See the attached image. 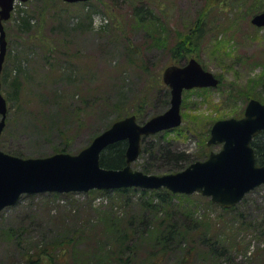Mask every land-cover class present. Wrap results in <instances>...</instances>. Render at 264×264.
I'll list each match as a JSON object with an SVG mask.
<instances>
[{
  "label": "rangeland",
  "instance_id": "obj_1",
  "mask_svg": "<svg viewBox=\"0 0 264 264\" xmlns=\"http://www.w3.org/2000/svg\"><path fill=\"white\" fill-rule=\"evenodd\" d=\"M133 1L92 0L85 8L65 5L68 12L57 13L54 24L43 19L41 31L55 38L57 47L40 43L31 46L26 43V33L18 30L15 21L18 11L20 14L32 11L40 0L15 3L10 19L5 21L7 51L1 71V90L6 98L7 114L0 135L2 151L23 158L46 157L63 147V152L75 154L107 128L105 125L114 121L117 107L128 104L143 91L148 78L137 65L127 61L126 38L139 48L141 58L152 72L161 74L166 65L182 64L194 56L221 78L215 88L183 93L181 110L187 117L178 130L147 136L145 143H157L158 150L163 147L162 152L151 155L141 151L131 164L135 169L143 171L144 165L151 164V173L176 171L171 159L164 155L166 150L171 155L184 152L193 156L201 150L203 133L198 132L203 130L201 126L206 120L240 117L247 103L243 101L246 94L264 103V28L250 23L251 16L264 9V0H227L220 10L214 7L207 10L208 27L198 52L186 55L179 62L170 52L171 46L181 33L194 27L208 0H156L162 12L159 4L148 3L152 11L150 21L156 24L150 29L134 24ZM91 9V17L86 16ZM166 88H160L156 98H150L144 106L146 118L167 108ZM219 147L211 146L209 151ZM88 192L22 194L16 203L3 208L0 264H25L26 249L41 239L48 241L76 229L80 230V239L69 252L66 264H119L118 247L114 239L111 242L113 233L105 229V224L112 222L107 213L133 217L136 230L133 238L138 241L136 245L129 244L131 250L124 248L125 254L135 252L136 259L144 258L152 249L155 234L144 231L151 214H141L134 204L139 193L131 197L133 203L128 206L118 194ZM189 198L193 220L208 216L216 224L221 216L224 219L216 224L221 227L224 220L227 222L233 216V212L208 202L209 198L200 193L190 194ZM173 201L187 204L180 198ZM236 206L241 217L260 224L255 223L253 230L239 232L241 243L227 252L232 257L231 263L226 260L227 256L214 261L200 254L196 264L264 262V255H258L256 260L251 255L264 245V224H261L264 223V184L249 191ZM172 260L170 256L168 261Z\"/></svg>",
  "mask_w": 264,
  "mask_h": 264
},
{
  "label": "water",
  "instance_id": "obj_2",
  "mask_svg": "<svg viewBox=\"0 0 264 264\" xmlns=\"http://www.w3.org/2000/svg\"><path fill=\"white\" fill-rule=\"evenodd\" d=\"M15 0H0V74L6 55L3 21L10 17ZM26 1V0H20ZM77 2L86 0H64ZM250 22L264 27V10ZM170 88V105L164 112L138 123L135 115L114 121L76 154L59 152L46 157L23 158L0 150V210L14 204L22 193L69 192L120 187L166 188L173 193L200 192L223 207L238 203L244 195L264 183V164L257 165L252 138L264 130V104L250 99L240 118L216 120L207 145L221 144L205 160L190 163L177 172L147 174L131 167L140 154L142 136L170 129L181 123L183 89L215 87L219 79L191 57L183 65H169L162 74ZM6 99L0 79V134L5 125ZM125 140V165L106 168L100 164L101 152L111 143Z\"/></svg>",
  "mask_w": 264,
  "mask_h": 264
},
{
  "label": "trees",
  "instance_id": "obj_3",
  "mask_svg": "<svg viewBox=\"0 0 264 264\" xmlns=\"http://www.w3.org/2000/svg\"><path fill=\"white\" fill-rule=\"evenodd\" d=\"M225 1L227 0H208L205 10L195 20L194 27H191L188 31L180 34L175 44L171 46L170 50L173 57L176 58L178 62L186 55L198 52L203 32H205L206 27H208V22L205 17L206 11L211 10L213 7L220 10V8L224 7ZM237 1L240 2V0ZM150 2H154L156 5L159 4L156 3V0L133 1L134 24H141L144 29H150L152 26H156V24L151 23L150 21L152 11L147 6L148 3L151 4ZM91 3L92 2H77L70 4L63 2L62 0H40V4L37 3V6H35L32 11L25 10L23 14H20L19 10L17 14L18 18L15 21L17 23L18 30L22 33H26L27 44H31V46H33V44L36 45L40 43V45L50 44V47H57V40L52 36H45V34L41 31L42 25L44 24L43 19H45L48 23L54 24L57 13L68 12L69 8L65 7V5H77L76 7L82 6L85 8V6H89ZM158 7L160 12H162V6L159 4ZM92 13V9L88 10V12H86V16L91 17ZM161 26H163L162 22ZM216 26H219V23H217ZM126 40L127 61L137 65L148 75V78L144 84L145 89L143 88V91L133 96V99H131L128 104L125 103L124 106H118V110L115 109L117 114L113 120L129 114H135L139 121H144L147 119V114H144V106L149 103L150 98H156L157 94L155 93L160 90V88H165L166 86L161 80L160 72H152L147 63H145L143 58H141L139 48L133 46L130 41L128 42L127 38ZM51 51L54 52V49H51ZM48 59L49 57L47 60ZM14 86L16 88L18 84L15 82ZM165 96L166 98L164 101L168 104L169 91L167 88ZM252 97L253 96L251 94H246L243 101L247 102ZM186 117L187 116L185 114V118ZM218 118L219 117L213 119L211 118L205 121V125L202 124L201 128L203 130L198 133H203L204 135L201 134V136H203L200 141L201 150L197 154H193V156H191L184 152H179L171 155L169 150L164 152V155L171 159L172 167L180 170L191 161L206 157L209 149L211 148L206 145V139L209 135L212 123ZM111 122H108L105 126H109ZM145 141L146 137H143L142 151H148L151 155H153L156 151L162 152V146L158 150L157 143L153 141L145 143ZM251 145L255 151L256 163L264 164V131L260 132L252 139ZM125 148L126 141L124 140L109 144L101 153V165L106 168L122 167L125 164ZM59 151H64V148L62 147ZM150 168L151 164H146L143 167V171L151 173ZM94 192H112L113 195L118 194L117 196L125 199L128 206L133 203L131 197L138 192L139 197H137L134 204L140 208L141 214H144V212L151 214L150 219H146L144 231L155 234L154 244L151 251L144 258L137 257V260L134 256L135 252H131L127 255L125 254L128 249H132V247L129 248L131 246L129 244L136 245V242L138 241V239L134 240L133 238L136 231L134 228L133 217L111 216L107 213V218L112 222L109 225L105 224V229L108 233H113L111 235V242L114 239V243L118 247L117 250L120 253V256H118L117 260L119 264H126L128 262L130 264H166L167 262L169 264H196L197 260L200 259V254H202L203 257H210L214 259V261L220 256H227L226 260L231 263V261H233L232 257L229 256L227 252H229V249L241 243V237L238 235L239 232L243 229L253 230L255 223L260 224V222L253 223L251 220H245L243 214V217H241V214L237 211L238 206H233L231 208L222 207L223 210L233 212V216L227 222L224 220L221 227L216 225L217 223L219 224L220 220L224 219L220 216L221 214L219 215V221H217L216 224L211 223L208 216H205V218L200 220H193L195 217L192 216L190 210V203L192 202L189 201L190 195L172 193L165 188L140 189L126 187L110 190L93 189L88 193L91 194ZM174 198H180L183 201H186L187 204L176 203L173 201ZM208 202L212 203L210 200H208ZM112 204L113 203H111V205ZM188 216L190 218H187ZM121 218L123 219L121 220ZM100 219L103 220L102 217H100ZM115 220H118L119 222L114 224L115 222L113 221ZM261 224L263 225L264 223L261 222ZM79 231V229L67 231L66 233L48 239V241L41 239L38 243L25 250L23 261L25 264H66V261L69 260V252L72 250V247L77 246L76 242L80 239ZM262 233H264V227ZM143 236L145 237L146 235L143 233ZM242 243L247 244V242ZM124 248H127L126 251ZM123 253L125 256H122ZM251 255L255 260L258 255H264V245L261 248L258 247L255 249ZM170 256L173 257L172 261H168ZM259 264H264V262H260Z\"/></svg>",
  "mask_w": 264,
  "mask_h": 264
}]
</instances>
